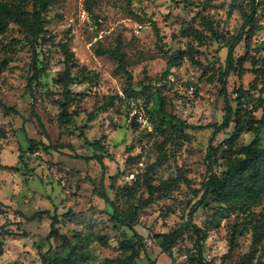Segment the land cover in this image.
I'll return each instance as SVG.
<instances>
[{
	"label": "rangeland",
	"instance_id": "rangeland-1",
	"mask_svg": "<svg viewBox=\"0 0 264 264\" xmlns=\"http://www.w3.org/2000/svg\"><path fill=\"white\" fill-rule=\"evenodd\" d=\"M2 1L20 13L33 5L32 0ZM257 4L250 54L263 58L264 0ZM201 16L225 39L212 41ZM45 20L52 44L42 48L46 71L31 88L34 56L26 29L11 21L0 35V264H44L43 254L50 248L53 254L72 256V264H153L143 249L140 258L132 259L133 251L123 246L134 231L116 223L97 194L95 184L102 179L124 210L147 201L151 186L157 187L153 201L139 208L134 230L157 264H193L194 228L173 246L174 261L162 251L159 236L180 228L200 200L210 174L208 147L223 145L212 164L221 174L224 150L241 155L254 138L239 133L225 143L236 133V120L263 113L264 77L241 106L236 90L250 89L255 75L231 71L226 87L221 81L228 44L243 24L241 12L230 0H93L90 8L87 0H57ZM118 37L130 64L134 95L125 92L127 77L116 60L98 54L114 48ZM66 42L74 53L69 111L75 117L62 126L58 100L66 67L60 46ZM245 54L243 41L235 56ZM245 66L253 68L251 62ZM160 96L177 127L163 123ZM226 96L237 113L229 129L213 136L210 125L222 123ZM180 120L187 124L182 130ZM162 124L164 132L157 128ZM28 138L46 144L61 139L73 144L75 153H32ZM75 154H102L103 164ZM208 202L193 214L194 223L207 231L205 263L264 264V199L250 210ZM39 211L48 213L31 219ZM54 215L59 235L48 239ZM253 227L261 230L258 243Z\"/></svg>",
	"mask_w": 264,
	"mask_h": 264
},
{
	"label": "trees",
	"instance_id": "trees-1",
	"mask_svg": "<svg viewBox=\"0 0 264 264\" xmlns=\"http://www.w3.org/2000/svg\"><path fill=\"white\" fill-rule=\"evenodd\" d=\"M33 5L30 11H23L20 13L19 10L13 8L8 2L0 0V35L5 32L11 21L18 22L27 31L26 40L30 44L33 56H34V73L29 80L28 86L31 88L33 84L37 81L41 74H44L46 68H44V60L42 59L45 55L40 58V53H42V48H46L51 45L52 36L49 35L46 26L45 15L49 8L57 0H32ZM93 0H87V4L90 8V4ZM133 1V0H130ZM230 6L232 8H237L241 12L243 24L240 31L231 38L229 42V50L227 57V67L223 73V78L221 79L224 87L227 84V76L231 71H237L240 74H245L247 72H252L255 75L254 80L250 84V89H245L240 87L236 90L238 94L235 101L241 106L243 104V99L249 93L250 90L258 89V82L264 77V57L258 58L250 54V49L252 47V34L253 30L258 25L257 11L258 4L257 0H246V2H241L240 0H230ZM91 10V9H90ZM202 17L201 23L209 31V35L212 41L225 39L224 34L220 33L215 29L212 22H209L204 16ZM246 43V54L239 59L235 56V51L238 45L242 42ZM264 43H262V46ZM40 48V49H39ZM63 61L62 63L66 67V75L62 81L63 93L58 100L60 112H59V123L62 126H66L74 120L75 115L69 111L71 104L74 100V92L71 88L74 82V76L71 71H69V66L74 64V53L70 49L68 43L62 44L60 46ZM98 54L109 55L118 63V70L124 72L127 77V88L125 92L129 95L136 94V90L133 85V75L128 69L130 64L126 58V53L123 50V41L121 37H118L117 44L114 48H108L105 50L99 49ZM251 62L252 70L246 68L245 64ZM173 63V60L172 62ZM33 93V90H31ZM159 110L163 123H169L176 125V118L172 116L166 109L165 101L159 97ZM225 105V115L222 123H213L210 126L214 128L213 136L217 135L221 131H225L231 127L234 121V115L237 113L228 96H226ZM260 106L262 107V116L257 118L252 116L246 120H236L235 131L233 137L227 139L225 143L230 144L231 140H234L239 133H252L254 138L242 147L241 155L234 156L228 149L224 150V155H226V169L221 173L214 172L212 164L217 162L219 153L223 145L208 147L207 152V163L209 165V176L207 181L204 183L202 196L200 200L192 207L189 219L185 221L180 228L173 230L168 233H163L160 237V247L164 253H166L173 261L174 257L172 254V248L177 242V240L189 232L191 228H194V233H196L194 252L190 254L191 262L193 264H203L204 259V243L207 239V231L200 228L194 223L193 214L200 206L208 207L209 202L216 201L220 204H226L228 206L241 207L245 210H250L255 204L260 203L264 199V98H261ZM35 113V112H34ZM181 121V130L184 126H187L186 122ZM161 132L166 131L167 127L165 124L158 126ZM29 149L32 153H37L39 151L50 152L57 151L62 152L66 149L75 153V148L71 143H64L59 139L56 143L46 144L41 141H37L32 138H28ZM77 158H83L90 160L96 158L99 162L103 164V155L96 154L94 156H82L75 154ZM23 161V155L21 156ZM24 162V161H23ZM113 183L117 181V176H113ZM95 190L97 194L105 201L111 210L112 217L121 226L128 227L134 231V236L131 239L125 240L122 244L127 250H132V259H138L141 257V249H143L144 254L147 256L149 261L153 264H157L147 253V250L143 246L144 238L137 231L134 230L138 219L139 208L144 203H150L153 201L155 192L158 190L157 187L151 186V196L147 201L141 202L140 205L136 206L134 209L124 210L116 200L112 199L109 195L108 189L103 182V179L95 184ZM207 203V204H205ZM205 205V206H204ZM47 211L36 212L31 219L41 217L47 214ZM52 218L51 232L48 235V239H52L59 235L58 223L59 218L54 215ZM254 228V239L255 243H258L261 239V230L257 227ZM140 245L136 248V245ZM141 248V249H140ZM52 248L43 254L44 264H72L73 258L70 255L64 254H53ZM3 246L0 241V257L3 255ZM207 264V263H205Z\"/></svg>",
	"mask_w": 264,
	"mask_h": 264
}]
</instances>
